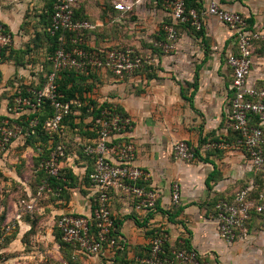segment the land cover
I'll list each match as a JSON object with an SVG mask.
<instances>
[{"label":"crops","instance_id":"crops-1","mask_svg":"<svg viewBox=\"0 0 264 264\" xmlns=\"http://www.w3.org/2000/svg\"><path fill=\"white\" fill-rule=\"evenodd\" d=\"M117 1L120 0L113 2ZM196 2L203 13L201 34L188 26L177 25L180 38L176 49L167 54L153 50L152 45L148 43L147 46L139 40L135 48L144 57L152 59L151 65L130 80H118L111 73L97 72L86 78L89 90L86 88L83 93L88 101L113 106L131 119L132 130L126 139L136 149L133 164L150 174L147 187L157 194L155 211L136 210L131 196L113 188L110 190V210L115 224L114 237L119 245L123 244V249L88 256L74 246L59 242L56 224L60 216H90L93 210L94 192L86 178L94 168V160L83 151L80 153L76 142L78 137L75 136L72 142H68V158L61 165V175L73 179L65 181V190L55 195L51 204L45 201V195L40 203L34 204L29 195L30 184L16 174V185L7 184L10 188L13 185L24 190L29 199L10 206V218H6L5 227L11 228L6 245L0 248V264H47L44 255L54 259L51 264H141L148 255L152 235L160 231L167 235V247L195 250L210 264H264L263 217L251 214L246 224L247 239L238 238L232 245L220 240L212 218L214 204L222 200L233 201L239 191L252 184L255 175L250 171L243 151L206 148L209 144L227 141L229 135L227 126L233 76L227 58L237 53V44L227 26L205 13L209 4L214 2L220 8L240 13L245 18L246 30L261 36L251 45L252 66L247 83L263 87L264 0ZM149 4L154 7L151 12H141V19L160 23V26L145 30L148 34L156 31V39L162 38L170 18L168 13L165 15L156 9L162 7L160 3ZM80 15L86 19L91 16L90 12H80ZM10 16L0 13V21L7 27L12 24ZM145 25L152 28L151 24ZM96 31L97 28L87 38H94ZM90 45L98 47L96 41ZM106 45L103 43L100 47ZM42 64L27 58L24 66L2 64L0 77L6 81L15 75L31 83L36 78L31 73ZM97 80L101 86L96 90L92 81ZM181 141L198 150L193 162L174 159L172 148ZM16 149L19 154L14 153ZM9 151L10 156H0L1 170L7 171L8 163H16L14 168H18L17 164L30 166L29 177L35 180L40 179L36 178L38 173L45 175L34 167L37 158L33 149L26 145L25 138L13 141ZM45 180L46 176L37 183V195L41 194L39 188ZM48 184L53 192L60 189H54L51 181ZM173 184L180 187V200L176 206L171 205L170 200ZM256 194L253 189L251 199ZM25 239H29L30 244L38 243L35 251L27 252L23 243ZM17 251L20 252L19 260L14 255Z\"/></svg>","mask_w":264,"mask_h":264},{"label":"built area","instance_id":"built-area-1","mask_svg":"<svg viewBox=\"0 0 264 264\" xmlns=\"http://www.w3.org/2000/svg\"><path fill=\"white\" fill-rule=\"evenodd\" d=\"M82 0H56L53 4L48 32L57 36V48L52 54L50 71L43 76L44 82L35 78L36 87L25 83L26 95L21 88L18 91V105L26 110L43 109L48 102L52 108V115L44 123V130L50 136L47 145L49 152L37 146L36 158L39 159L37 171L43 172L47 178L58 180L61 176V165L68 157L61 144L52 147V136L59 134L63 128V120L72 112V106L81 108L79 101H64L58 91L57 80L65 71H74L86 77L97 72L111 73L118 80H130L136 73L152 64L150 57H144L136 49L120 45L92 47L87 42V34L97 26L87 19H76L75 12L80 8ZM144 2L158 4L167 11L170 24L164 27V41H156L153 45L167 54L176 49L179 37L176 26L190 23L195 30L203 28V13L196 10L185 12V0H135L134 2L120 0L113 3L115 12L125 14L131 12L134 5ZM205 13L215 17L234 34L237 53L227 58V65L232 71L233 97L229 105L230 117L227 129L235 133L231 141H221L206 146L207 149L218 151L241 150L247 157L248 166L255 176H262L260 187H255L254 181L249 187L239 191L233 201H218L214 204L213 221L217 227L220 240L226 245L234 244L238 238L247 239V220L251 214L264 218V86L255 87L247 83L252 66L251 45L261 38L255 32H248L245 18L238 12L220 8L212 2ZM87 33V34H86ZM12 34L0 23V62L5 49L12 46ZM43 71L39 67L35 73ZM38 78V79H37ZM16 102V103H17ZM98 104L96 108L87 109L85 124L92 125L90 131L96 137L82 145L80 138L76 139L82 147L83 153L94 160V168L88 174V180L94 192L93 210L90 216L64 214L57 220V228L61 241L65 245L74 246L83 254L97 256L106 251L123 249L119 245L114 232L115 224L110 210V190L120 189L133 198L135 209L153 213L156 208L157 194L147 187L150 174L136 167L133 163L136 156L134 145L128 141L127 135L132 130V121L117 111L113 106ZM9 107V111H11ZM7 109V110H8ZM97 114H93L94 110ZM78 113V112H76ZM0 124V155L8 154L17 134L23 137L33 134L37 125L36 120L29 122L26 130H19L16 126H9L7 119ZM256 120L257 123L253 124ZM14 125H17L14 123ZM173 157L181 162H193L197 157L192 148L185 142H177L173 148ZM260 188L255 198L250 195L253 189ZM257 190V189H256ZM60 189L53 192L48 180L42 182L39 192H50L59 195ZM171 205H178L180 187H171ZM6 227L0 232V247L9 233ZM167 235L160 231L152 235L149 252L141 264H210L195 250L173 249L167 250ZM169 248V247H168Z\"/></svg>","mask_w":264,"mask_h":264},{"label":"rangeland","instance_id":"rangeland-1","mask_svg":"<svg viewBox=\"0 0 264 264\" xmlns=\"http://www.w3.org/2000/svg\"><path fill=\"white\" fill-rule=\"evenodd\" d=\"M113 1L116 0H82L80 4L82 12H90L91 14L88 21H90L95 26L99 24L98 27H96V36H94V38L88 37L87 42L90 44V42L96 41L98 47L102 46V44L105 43L108 46L120 45L136 49L135 47L137 45V41L140 40L142 42H145L147 46L149 43V45H152V47H154L153 44L158 41V39H156L157 35L154 33L156 31L148 34L146 30L148 31L149 29L152 30L154 28H157V25L160 26V23H155L154 21L148 22L144 18L141 19L140 15L141 12H151V8L154 7V5L149 4V2H144L142 5H134L131 12L118 15L113 12ZM126 1L134 2L135 0ZM48 2L49 0H0V13L6 16L11 15L9 19L12 24L8 25L10 27L9 29V27H7L1 21L0 23L5 25L7 27V30L12 34L13 42L10 48L14 51H17V53L12 54L11 50L8 49L6 55H10V58L7 60V57H5V60L0 63L6 65H13V63L16 64V58L18 60H24V63L26 58L29 60H33L35 63L44 62L45 57L48 54V41L43 35L44 28L46 26L45 20L43 19V15L46 12ZM156 9H158L160 12H164V14L167 15V11L164 9L163 6L156 7ZM142 21L144 23H141ZM167 23H170V19H167ZM145 24H151L152 28H149ZM179 28L180 27L178 26L176 27L178 37L180 38ZM164 39L165 35L162 37L161 40L164 41ZM28 50L29 53H27ZM2 64H0V66ZM11 77L12 78H9V80L6 81L0 78V117L4 116L5 118L7 117L10 119H16L20 115L26 114V109L22 105H18L17 102V100H19V97H17L18 91L20 90L19 88H21L20 86L25 85L26 82L22 81L21 79H18L15 75H12ZM98 80L92 81V83L94 82L93 87L94 89L96 88V90L99 89L101 86ZM78 82L86 88L89 86L86 80H79ZM9 107H11V111H9ZM5 121L6 120H3V122ZM9 126H16L17 128H19V130L22 129L19 125H14V123L10 122ZM76 135L77 133L71 132L69 129L68 131L65 129L63 137L67 142H69ZM23 136V133H18L16 137L25 138ZM14 153L19 154L20 151L16 149ZM10 154L11 153H8L6 156H10ZM0 156L6 157L2 155ZM33 163L35 167V162ZM15 164L16 163H13L11 165L10 163H8V165L5 167L7 171H3L0 169V225H2L0 226V232H2L6 228V218H10V206H12L13 204L16 205L19 200L24 199L28 201L29 199L28 195L24 190H20L18 187H15L13 185H11L12 187L10 188V186L7 185L8 183L16 185L14 181L15 174L18 177L22 178L25 182L28 181L27 184H30L31 190L29 195H31V197L33 198L34 204L40 203L39 201H41L43 195L46 196L45 201H48L50 204L52 203L51 199L55 198V195L50 193H41L40 195H37L36 187L38 180L29 177L30 166L26 167L23 164H17L18 168H14L13 165ZM23 215L25 216V214ZM7 238L8 237L5 238L4 243L1 247L6 245ZM23 243H25L28 248L27 252L35 251L36 246L38 244H30L31 242L29 239H25V242L23 241ZM19 253L20 252L17 251L14 254L17 256L18 260L20 259ZM44 257L47 264H51V262H53L54 260L52 257H49V255H44Z\"/></svg>","mask_w":264,"mask_h":264},{"label":"trees","instance_id":"trees-1","mask_svg":"<svg viewBox=\"0 0 264 264\" xmlns=\"http://www.w3.org/2000/svg\"><path fill=\"white\" fill-rule=\"evenodd\" d=\"M56 0H49L47 7H46V12L43 15V19L45 20V28H44V33L43 35L46 37L47 41H48V54L45 57V60L42 64L43 66V71H39L37 73L33 72L31 73L32 75H35L36 77L39 78V80L41 81V85H38L36 87V85L34 84V82H31V84L29 85L31 88H40L44 82L43 76L45 73H48L50 71V61L49 59L51 58L52 54L54 53L55 49L57 48V36H51L50 33L48 32V28L50 27V22H51V16L53 14V4ZM113 9V7H112ZM190 10H196L197 12H201V6L196 2V0H185V12H189ZM114 11V9H113ZM80 12H82V9H78L75 12V18L76 19H86V17H82L80 15ZM88 19V18H87ZM170 23H168L169 25ZM183 26H188L190 28H193L195 30L194 27H192L190 25V23H186V24H182ZM6 29L7 27L5 25H3ZM193 30V31H194ZM197 34H201L202 32V28L201 30L197 31L195 30ZM194 31V32H195ZM87 34V33H86ZM89 35V33L87 34V36ZM164 36V34L162 33V37ZM162 38H158V41H161ZM11 50L12 54L17 53V51L12 50L11 48H7L3 51L2 56H1V62H3L5 60V57H7V60L10 58L9 56H7V51ZM153 50H158L153 48ZM21 51V50H18ZM159 51V50H158ZM29 53V50L28 52ZM15 63L17 65H21L24 66V60H18L17 58L15 59ZM26 60V59H25ZM32 61V60H31ZM2 64V63H0ZM1 76V75H0ZM92 76V75H91ZM1 78V77H0ZM86 76H84L83 74L74 72V71H65L62 74H60L59 79L57 80V85H58V91L60 94L63 95V100L64 101H79L82 104L81 108H76L74 106H72V112L66 116L63 120V128L61 129V131L59 132V134L52 136L53 138V144L52 147H55L57 144H61L64 148L65 154H67L68 152V148H70V145L68 142H66L64 136V131L65 129L68 131V129L71 132H75L77 133V137L80 138L82 145L89 143L88 140H92L96 137L95 132L89 131L90 127L92 125L84 124V119L87 117V109L91 106H94V108H96V106H98V103L92 101V100H87L84 96L83 93L86 89L85 86H82L81 83H79V80H86ZM22 91H23V95H26V86H20ZM89 90V88H87ZM103 106H110L108 104H104ZM78 112V113H76ZM98 111L95 109L93 111V114H97ZM52 115V108L50 107V104L48 102H46L43 105V109L41 110H35V111H29L26 110V114H22L20 115L18 118L16 119H10V118H5L0 117V122L7 119L10 123H15L19 126H21L23 128V130H26L29 126V122L32 120H36L37 121V125L36 127L33 129V134L31 133L29 136H26V145L30 146L33 149V154L35 155L37 153V146L36 144L39 143V146L42 147L45 151V156L47 157L48 155V151H47V145H48V140L50 139V136L47 135L46 131L44 130L43 126L44 123L46 121V119L48 117H50ZM256 124L257 121L254 120L253 124ZM236 137L235 133H229L227 141H231ZM72 140H70L69 142H72ZM64 142V143H62ZM66 142V143H65ZM80 153L82 151V147L80 145H77ZM192 151L195 153L196 157L198 155V150H194L192 149ZM263 151H264V146H263ZM38 162L39 159L35 160V168L37 170V166H38ZM62 174V173H61ZM36 178H40L38 179V184L39 181H41V179L45 178V175H43L42 173H38V175L36 176ZM46 179L48 181L53 182V187L54 189H58L60 188V194L63 193V191L65 190V186L67 185L65 181H67L68 179H73L72 177H66V176H60V179L55 180V179H51V178H47ZM87 181L88 180V175H87ZM262 183V176L261 175H257L254 178V185L255 187H260ZM256 192L258 193L259 191H261L260 188H256ZM113 236L116 235V231L113 232L112 234ZM58 240L59 242L62 243L61 241V236L58 235ZM63 244V243H62ZM65 245V244H64ZM167 247V245H166ZM167 250H169L170 248H166Z\"/></svg>","mask_w":264,"mask_h":264}]
</instances>
